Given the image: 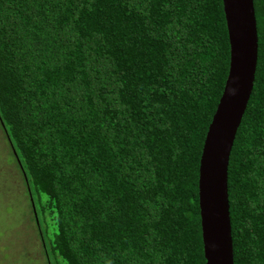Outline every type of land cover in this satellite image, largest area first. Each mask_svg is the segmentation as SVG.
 <instances>
[{"label": "trees", "instance_id": "trees-1", "mask_svg": "<svg viewBox=\"0 0 264 264\" xmlns=\"http://www.w3.org/2000/svg\"><path fill=\"white\" fill-rule=\"evenodd\" d=\"M252 3L253 82L227 162L233 264H264ZM228 49L222 0H0V129L48 264H204L198 162Z\"/></svg>", "mask_w": 264, "mask_h": 264}, {"label": "water", "instance_id": "water-1", "mask_svg": "<svg viewBox=\"0 0 264 264\" xmlns=\"http://www.w3.org/2000/svg\"><path fill=\"white\" fill-rule=\"evenodd\" d=\"M222 9L229 48L228 71L205 131L198 162L197 197L204 264H233L227 162L236 128L251 91L257 52L252 0H222ZM6 137L21 168L39 230L27 178L9 137ZM39 233L41 235L40 230Z\"/></svg>", "mask_w": 264, "mask_h": 264}, {"label": "rangeland", "instance_id": "rangeland-1", "mask_svg": "<svg viewBox=\"0 0 264 264\" xmlns=\"http://www.w3.org/2000/svg\"><path fill=\"white\" fill-rule=\"evenodd\" d=\"M39 223L43 229L40 215ZM57 258L59 264H64ZM50 259L54 263L52 255ZM0 264H48L22 177L1 129Z\"/></svg>", "mask_w": 264, "mask_h": 264}]
</instances>
